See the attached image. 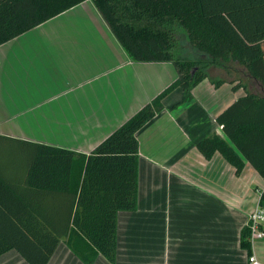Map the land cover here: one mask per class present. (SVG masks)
<instances>
[{"label": "crops", "instance_id": "0c3cea01", "mask_svg": "<svg viewBox=\"0 0 264 264\" xmlns=\"http://www.w3.org/2000/svg\"><path fill=\"white\" fill-rule=\"evenodd\" d=\"M178 76L171 62H133L95 5L83 2L0 46V136L88 156ZM241 95L204 80L185 102L176 89L137 133L138 205L118 214L114 264H251L241 235L264 178L248 162L238 175L219 152L206 159L197 148L213 134L225 138L216 120ZM59 200L50 217L61 221ZM67 242L48 264H85ZM252 256L264 264V239ZM0 264L29 262L11 250ZM94 264L113 263L99 255Z\"/></svg>", "mask_w": 264, "mask_h": 264}, {"label": "trees", "instance_id": "16d2710c", "mask_svg": "<svg viewBox=\"0 0 264 264\" xmlns=\"http://www.w3.org/2000/svg\"><path fill=\"white\" fill-rule=\"evenodd\" d=\"M86 1L133 62H171L178 79L88 156L0 136V256L16 250L29 264H48L67 239L85 264L99 255L114 264L118 214L138 205L136 135L172 92L188 102L204 80L242 95L216 120L225 138L213 134L197 148L206 159L219 152L238 175L248 162L264 178V0H0V46ZM58 199L61 221L50 217ZM250 237L245 227L249 258Z\"/></svg>", "mask_w": 264, "mask_h": 264}, {"label": "built area", "instance_id": "2783aa9c", "mask_svg": "<svg viewBox=\"0 0 264 264\" xmlns=\"http://www.w3.org/2000/svg\"><path fill=\"white\" fill-rule=\"evenodd\" d=\"M247 227L250 228L251 231L250 241L253 247L257 240L264 239V208L260 206V200L256 209L250 214ZM249 260L251 264H260L253 256H251Z\"/></svg>", "mask_w": 264, "mask_h": 264}, {"label": "rangeland", "instance_id": "374dc122", "mask_svg": "<svg viewBox=\"0 0 264 264\" xmlns=\"http://www.w3.org/2000/svg\"><path fill=\"white\" fill-rule=\"evenodd\" d=\"M185 51V50H184ZM187 55V54H186Z\"/></svg>", "mask_w": 264, "mask_h": 264}]
</instances>
